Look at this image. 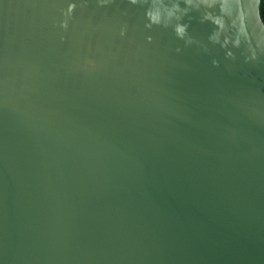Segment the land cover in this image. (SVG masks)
Here are the masks:
<instances>
[{"label": "water", "instance_id": "water-1", "mask_svg": "<svg viewBox=\"0 0 264 264\" xmlns=\"http://www.w3.org/2000/svg\"><path fill=\"white\" fill-rule=\"evenodd\" d=\"M260 0H0V264H264Z\"/></svg>", "mask_w": 264, "mask_h": 264}, {"label": "trees", "instance_id": "trees-1", "mask_svg": "<svg viewBox=\"0 0 264 264\" xmlns=\"http://www.w3.org/2000/svg\"><path fill=\"white\" fill-rule=\"evenodd\" d=\"M259 13H260V18L264 23V0H260Z\"/></svg>", "mask_w": 264, "mask_h": 264}]
</instances>
